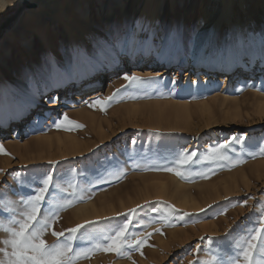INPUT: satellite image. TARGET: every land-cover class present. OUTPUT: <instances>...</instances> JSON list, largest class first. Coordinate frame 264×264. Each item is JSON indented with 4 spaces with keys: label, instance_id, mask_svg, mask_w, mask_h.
Listing matches in <instances>:
<instances>
[{
    "label": "rangeland",
    "instance_id": "obj_1",
    "mask_svg": "<svg viewBox=\"0 0 264 264\" xmlns=\"http://www.w3.org/2000/svg\"><path fill=\"white\" fill-rule=\"evenodd\" d=\"M140 1L143 0H131L127 5L133 8ZM79 2L90 9L91 23L83 26L98 37L96 42L111 40L114 31L130 32L133 22L129 21V13L105 23L97 17L101 5L98 0H5L0 4V41L7 38L5 49L12 54L1 65L8 96L4 100L0 93V103L7 102L15 114L22 108L20 100L26 99L24 95L32 102L30 115L22 121L20 138H14V129L20 123L7 120L5 128L0 125V145L10 154L0 155V219L7 223L10 215L22 209L21 197L12 189H18L24 177L34 178L45 172L56 177L69 174V179L83 189L84 199L60 212L54 225L56 231L78 224L85 225L82 232L103 230L116 223L105 218L123 220L118 214L143 205L145 211L133 216V230L153 233L141 250L143 255L132 251L128 258L97 252L77 264H197L228 259L234 242L264 213V156L248 154L258 142L264 143V75H257L251 87H235L240 71L249 72L247 62L253 67L262 63L264 67V0H231L228 5L221 0H185L183 4L181 0H163L161 26L154 36L151 54H165L170 45L169 32L179 29L172 49L169 48L177 60L203 59L216 67L232 64L236 76L226 81L217 75L227 73H211L209 69L210 74H206L204 66L195 72L198 67L180 65L181 61L155 66L152 70L170 67V72L136 73L145 78L156 77L157 82L122 89L124 98L111 103L106 112L84 103L75 106L73 101L74 95L87 96L98 87L85 92L69 85L75 79L72 44L67 43L66 31L55 14L68 13ZM21 22L48 28L52 58L32 30L26 31V36L33 39V53L17 49L18 33L25 31L19 26ZM77 33L84 36L82 30L77 29ZM240 33L246 40L237 43ZM147 37L142 36L143 40ZM96 42L85 40V46L91 56L98 58L101 49ZM144 51L145 45L140 49L141 53ZM80 71L85 77L89 69L81 67ZM119 72L133 74L125 69ZM113 75H108L101 94L87 100L109 96L126 84L121 81L110 88L109 77ZM173 78L175 84L171 83ZM62 83L66 84L60 92L62 101L52 107H39L38 100L57 91ZM41 110L45 111L44 116L37 122L35 113ZM62 113L84 127L57 130L53 119ZM1 128L6 137L1 138ZM232 137H240L243 144L234 143L227 150L231 161L202 159L213 147ZM185 148L198 153L195 166L186 170L190 175L181 178L162 170L176 152ZM238 158L246 162L233 165L232 161ZM121 169L123 174L117 179L113 173ZM198 173H208V178ZM164 185L166 189L162 191ZM184 197L188 200L186 207ZM245 200L247 203L242 206ZM173 205L177 210L198 215L173 213ZM85 207L89 211L94 208L100 215L82 220L79 210ZM153 207L156 211H151ZM201 208L208 211L200 212ZM165 214L170 224L160 220ZM137 220L150 226H137ZM88 221L95 223L86 224ZM157 228L163 234L155 232ZM5 238L7 234L0 231V240ZM44 239L52 244L56 237L49 230ZM197 244L200 251L196 250Z\"/></svg>",
    "mask_w": 264,
    "mask_h": 264
},
{
    "label": "snow or ice",
    "instance_id": "obj_2",
    "mask_svg": "<svg viewBox=\"0 0 264 264\" xmlns=\"http://www.w3.org/2000/svg\"><path fill=\"white\" fill-rule=\"evenodd\" d=\"M150 29V25L138 22L133 26L132 31L123 34L114 31L111 40L97 41L96 46L100 49L123 54L135 46L137 32ZM178 34L179 29L170 31L168 35L171 40L175 41ZM262 37H264V33H262ZM237 43H241V41L238 39ZM117 62L114 55L113 63ZM122 79L126 84L115 89L111 95L84 100L83 103L89 108L106 112L111 103L124 98L121 95L122 89L127 90L133 85L157 82L156 77L145 78L128 73H124ZM171 83L175 84L176 79L173 78ZM53 127L57 130L73 131L83 128L84 125L70 119L67 113H62L53 119ZM234 143L243 144V141L240 137L226 139L213 147L202 159L231 161L232 157L227 155V150H231ZM248 154L253 157L264 156V143L258 142ZM0 155H10L3 145H0ZM242 155L243 148H241V157ZM197 156L196 150L181 149L173 155L162 170L186 178L187 175H190V172L186 170L195 166ZM244 162L246 161L242 158L232 161L233 165ZM2 171L3 169H0V172ZM120 174H123L122 169L113 173L117 179ZM198 174L208 178V173ZM13 175L18 174L13 173ZM23 181L18 185V189H12L16 195L21 197L19 204L22 209L10 215L7 223L0 219V231L7 234V238L0 240V244L3 245L0 247V264H77L80 259H91L97 252L114 253L117 257L128 258H130L132 251H140L143 255L141 250L148 244V239L153 233L135 232L133 230V216L144 212L145 206L138 205L136 208L129 209L127 213L118 214V216H123V220L105 218L116 220V223L103 230L82 232L81 229H84L85 225L78 224L74 228L56 231L54 225L60 219V212L74 206L77 201L83 200V189L69 179V174L56 177L51 172H45L34 178L24 177ZM65 184H67L66 187ZM2 196L3 193H0V197ZM0 203H2V199H0ZM241 203L243 206L247 200ZM211 207L209 205V209ZM170 209L173 213L179 212L182 216L198 215V213L192 214L177 210L174 205L170 206ZM151 211H156V208H151ZM199 211L207 212L208 209L201 208ZM160 220L165 224H170L167 214L162 215ZM91 223L95 222H86V224ZM136 225L150 226L144 225L143 220H137ZM49 230H51L52 236L56 237L52 244H48L44 239ZM154 231L163 234L159 228L154 229ZM196 250H201L199 244L196 245ZM197 264H264V213H261L258 221L234 242L228 259L197 261Z\"/></svg>",
    "mask_w": 264,
    "mask_h": 264
},
{
    "label": "bare ground",
    "instance_id": "obj_3",
    "mask_svg": "<svg viewBox=\"0 0 264 264\" xmlns=\"http://www.w3.org/2000/svg\"><path fill=\"white\" fill-rule=\"evenodd\" d=\"M130 1L131 0H111L112 2L111 5H106L104 3V0H98V3H100L101 5H100V8L97 10V17L105 23L106 22L109 23L111 21L115 22L119 16H123L124 13L127 12L129 13L128 14L129 21L133 22V26L136 25L138 22H142L144 24L151 26L150 30L141 31V32L136 33L135 46L131 50L123 53V56H120L118 52L114 53L107 49H101L100 51L101 53L99 55L100 57L98 58L91 56L90 53H88L86 46H85V40H89L90 42L95 43L98 37L95 36L94 33L89 32L86 29H84L83 25L85 23L86 24L91 23L90 9L86 8L84 3L79 2L78 5L75 4L72 7L71 11H69L68 13L57 12L55 14V16L57 17L56 19H58V21L61 22V24L63 25V28L66 31L67 43L72 44L71 46H72L73 56L75 60V63H74V69H75L74 78L75 79H74V83L69 84V85L71 86L73 90L77 89V90H83L85 92H89V90H91L94 87L99 88V90L97 91L94 90L95 92L93 91V93H88V94L86 93L85 95L87 96L79 97L78 95L76 96L74 95L73 101H74L75 106L82 104L83 101L87 100L88 98H93L96 95L101 94L102 91L104 90V86L106 87L107 85L109 74H114L113 76L109 77V80H111V83L109 85L110 88H112L115 85H118L121 81H124L122 79V76L124 73L121 74L119 72L123 69L128 70V72H131L133 74H136V73L138 74L140 73L167 74L170 72V67L164 70H161V71H156L152 69L155 66H159L163 64L172 65L176 61L178 62L181 61L180 65H183V66L188 65V66H192L193 68L198 67L197 70H195V72L198 71L199 69L202 70L203 68L202 66H204L205 69H203V71L206 74H210L209 69H212L211 73H214V71L216 73L218 72L219 74L227 73V75L225 76L217 75V77L219 78L220 77L224 78L223 80L228 81L229 79L230 80L234 79V77L236 76L235 75L236 69L234 68V65L232 64L221 63L219 67H216L212 65L210 61L203 60V59L193 60L189 57H184L180 60H177L176 56L171 54L169 50V48L173 46V40L171 39H170L169 48L165 54H160L156 52L154 55H152L151 47L154 43V36L157 34L161 26V13H162L163 0H143V1L138 2L133 8H129L127 5V3ZM184 1L185 0H181V3L183 4ZM230 1L231 0H221L223 5H228V2ZM4 2L5 0H2L0 4H4ZM19 26L24 27L25 31L18 30L19 33L17 32L19 34V38L18 39L16 38L17 43H18L17 49H21V51L23 50L28 54L33 53L34 51L33 50L34 49L33 39L31 37L26 36V33L32 30L36 33V35L38 36L40 41L43 43V45L46 46V49L48 51V56L52 58L53 56L52 48L53 47L50 43L51 40L49 41L50 34L46 26L44 25L35 26L33 24L24 25L22 22L20 23ZM133 26H131L130 31H132ZM77 29L82 30V32L84 33L83 37L77 33ZM10 32L11 30L8 31V33ZM55 33L57 36L58 32L55 31ZM144 34L148 35V37L143 40L142 36ZM4 39L0 41V93L3 99L6 100L8 96V92H7V87H6V79L3 78V75H2L1 65L6 63L7 60L12 57V54L10 53L9 50L5 49V45H6L5 41L7 38L5 40ZM12 39H14V37H12ZM239 40L241 41V43L243 42V40L244 41L246 40L243 33H240ZM143 45H145V51L141 53L140 49ZM114 55L117 58V61H118L117 63H113ZM123 58H125V61L124 60L122 61ZM262 60H264V58ZM144 66H145V69H144ZM246 66L248 67L249 72L245 74L243 73L244 71L242 70L240 71L239 75H237L235 78V81L237 82V84L235 83L236 84L235 87L237 88L251 87L254 84V79L257 77V75L259 74L264 75V70H263L264 67L262 66V63H259L257 67H253V64L251 62H247ZM81 67H86L89 69V72L85 77L81 75V71H80ZM116 72L118 73L115 74ZM65 85L66 84L62 83L58 87L57 91H54L48 96H45L44 98L39 99L38 100L39 107H43V108L52 107L53 105L60 103V101H62L61 95H60L61 88L65 87ZM24 97L26 99L20 100V104L22 108L17 109V113L15 114H12L11 109L9 108V105L7 102L4 105L0 103V125L3 126V128H5L7 126V123H6L7 120H11L10 122L15 125L19 123L21 124V126L17 125L16 128L14 129L15 139L21 137L23 133L22 121L24 120L25 117L28 118V115H30V108H32L31 107L32 102L25 95ZM53 98H55L54 101H53ZM44 112H45L44 110L43 111L41 110L35 113L36 114L35 121L40 122L39 119H41L44 116ZM3 118H5V120L2 121ZM1 132H2L1 138L7 136L6 135L7 133L4 132V129L2 131V128H1ZM164 187L165 185L163 186V188H161L162 191ZM179 189L177 188L178 191ZM162 194H165V193H162ZM185 200H184L185 203L183 207L188 206V200L186 201ZM79 213L83 218L82 220H88V219L90 220L100 215V213L98 211H95L94 208L89 211L87 207L80 209Z\"/></svg>",
    "mask_w": 264,
    "mask_h": 264
}]
</instances>
